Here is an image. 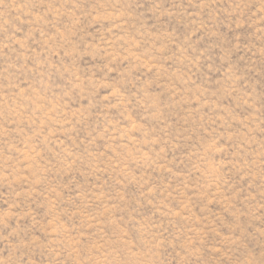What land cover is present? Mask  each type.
<instances>
[{
	"label": "rangeland",
	"instance_id": "rangeland-1",
	"mask_svg": "<svg viewBox=\"0 0 264 264\" xmlns=\"http://www.w3.org/2000/svg\"><path fill=\"white\" fill-rule=\"evenodd\" d=\"M0 264H264V0H0Z\"/></svg>",
	"mask_w": 264,
	"mask_h": 264
}]
</instances>
